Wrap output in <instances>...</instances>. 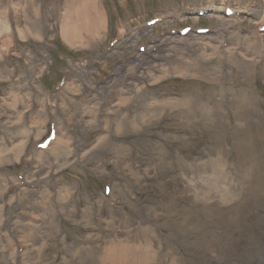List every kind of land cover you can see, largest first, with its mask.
<instances>
[{"label": "rangeland", "instance_id": "rangeland-1", "mask_svg": "<svg viewBox=\"0 0 264 264\" xmlns=\"http://www.w3.org/2000/svg\"><path fill=\"white\" fill-rule=\"evenodd\" d=\"M53 1L0 9V264H111L109 248L144 247L146 230L163 264H264V0ZM37 25L41 39H23ZM184 99L207 111L196 127L186 107L145 112ZM204 193L215 225L198 244L205 221L188 211ZM186 218L188 238L173 228Z\"/></svg>", "mask_w": 264, "mask_h": 264}, {"label": "bare ground", "instance_id": "bare-ground-1", "mask_svg": "<svg viewBox=\"0 0 264 264\" xmlns=\"http://www.w3.org/2000/svg\"><path fill=\"white\" fill-rule=\"evenodd\" d=\"M50 1H51V3H49V4L47 3V4L50 5L51 8L50 9H45V12H49V11H51V9L53 10L58 4V3H55L53 0H50ZM6 2H8V0H6ZM3 3H4V0H0V9H1V6L3 5ZM21 4H23V0H18V2L12 8L9 7V9H5V10H2V11L4 12V14H6L8 11L9 12L10 11H15V10L19 9ZM32 7L39 12L40 8L36 5V3L34 1H32ZM57 10L58 9H56V11ZM64 12L65 13L63 15L66 18H68L67 16L70 13V8L66 7L64 9ZM36 19H37V23H38L40 21V18L36 17ZM47 26H49V25H47L45 23L44 30H47V28H48ZM37 28H38V30H35L34 28H31V29L27 30L28 32L26 31L27 34H20V35L23 37V39L31 38V37H34L36 39H41V36L39 37V34H38V33H40V29H39L38 25H37ZM55 28H56L55 24L53 23V25H51V31L55 30ZM3 32H5V35H9L10 29L7 27L5 30H3ZM46 32H44V33H46ZM70 35H71L70 34V25H69V23L66 22V24H64V27H63L64 39L67 40V41H71V39L74 38V35L73 34H72V36H70ZM44 36H45V34H44ZM23 42L28 43L27 40H24ZM23 50H24V48H23ZM5 51H7V48H5ZM0 56H1V51H0ZM24 56L26 57V55H24ZM20 60H24L25 62L28 60V62H30L32 59L21 58ZM198 67L199 66H195L193 64L190 66V64H189L185 69H183V71H184L185 74H187V73H189L190 70H193V69H196V71H197ZM43 72H44V69L42 70V73ZM38 99H39V97H38ZM32 100H35V99H32ZM12 101H13V105H16L21 100H20L19 97L15 96ZM33 102L36 103V101H33ZM135 102L136 101L134 100V98H126V99H122L121 98L120 101L118 102V106L126 107L129 104H133ZM245 102H246V99L242 100L240 105H237V111H238V109H240L242 112L246 111L245 113L248 114V113H250V110L248 108V105L245 104ZM199 105L200 104H198L197 102L193 103V102H191L189 100H186V99L181 100V101L180 100L179 101H174V102H170L168 100H156V101L146 105V111L145 112L146 113L149 112L148 113L149 118H151V119L154 118V120L156 121L157 120L156 117H159L158 113H157V110L164 109V111L162 112V114H163L166 110L169 111L171 109H175L176 106L182 107L181 109L186 107V108H188L187 112L181 113L180 117H183V119L187 120V124L185 122L186 125L191 126V127L192 126L196 127L199 124H194L193 125V124H189V122H192V119L196 118L198 115H201L202 113H203L202 116H207L208 115L206 109L204 107H202L203 109H205V110H203L201 108V106H199ZM32 106H34V105H32ZM165 108H167V109H165ZM86 111H89L92 115L94 114V112L96 113V109H94L93 111H92V109H87ZM148 116L144 117V120L146 122L148 121L147 120ZM95 122H97V120H95ZM209 122H210V126H213L214 123H215L214 120H211ZM37 124L39 125L38 121H35L33 123V126H36ZM182 126H184V125H182ZM176 139H181V137H177ZM60 142L61 141H60V138H59L57 143L54 146L55 149H56L58 144L60 145ZM236 145H237L236 149L238 151L239 159L240 160H245V161L250 160V158H251L250 154H251L252 151H251V149L248 148L246 142L241 140V142H237ZM14 154L16 156L18 154V150H15ZM1 158H2V156H1ZM7 158H8L7 156L4 157V159H7ZM214 163L216 164L215 170L221 171V169H222L221 163L218 160L216 162H214ZM186 168H188V167L186 166ZM195 173H196V169H195ZM155 187L158 188V191H159L158 194L160 193V190H162L164 194L167 193V190H169V187H168L167 183H161V182L160 183H156ZM215 188L216 189H214L213 191H215V195H217L218 192H219L218 189H220V186L217 185ZM173 190H171V191L172 192H176L177 191L176 189H173ZM195 195L196 196L194 197V200H193L192 203H194L195 205H198V204L201 203V201H203V203L205 205L202 206L201 208L197 207L196 210L188 211V214L190 215V218H192V219H196V220L198 219L199 221H202V222L205 221L204 224H201V226H204V228L201 227L199 229V231H198V229H196V231H197V234H196L197 237L196 238L198 239V236H199V239H198L197 243L198 244H200V243L202 244V243H207L210 240V236L211 235H209V234H211V232L207 231L206 228L209 227V225L212 226V227L215 225V219H214L215 213H214V211L212 209L209 208L210 207V204L208 203L209 195L207 193H204L202 196L200 194H195ZM221 195L225 199L229 198V196H230L227 193H222ZM163 196H166V194L163 195ZM171 196H176V195L171 193ZM218 197H219L218 201L220 202L219 194H218ZM153 198L154 197H152V199ZM168 203L165 200H163L161 202V204H160V208L166 209ZM178 207H180L183 210L185 209L183 206H180V205ZM157 209L158 208H153L152 210H157ZM190 218H186L182 222V225H179L178 227H173V228H176V229L180 228V230L184 232V237L185 238H188V226L190 225V222L192 221V220H190ZM206 222H208V223H206ZM166 226L167 227H171L169 224H166ZM146 231L143 232V235H145V237L147 238V241L145 242L144 247L141 246V245L137 246L135 244L134 245L124 244L122 246H113V247L109 248L106 251V255L103 258L104 261L106 263H111V264H163L164 259L162 260V257L159 256L160 255L159 251H155V250H152V249H149V248L145 247V246H147L148 243H149V245L151 243V238L148 236V233L145 234ZM208 237H209V240H208ZM88 259H89V261H93L94 260V262H95V260L97 258L91 256V257H88ZM173 263L177 264L175 262H173Z\"/></svg>", "mask_w": 264, "mask_h": 264}]
</instances>
